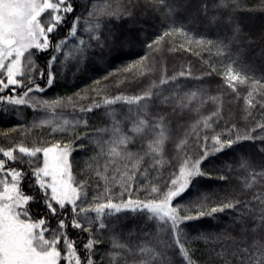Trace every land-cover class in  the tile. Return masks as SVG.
<instances>
[{
	"label": "snow or ice",
	"instance_id": "6c2138e0",
	"mask_svg": "<svg viewBox=\"0 0 264 264\" xmlns=\"http://www.w3.org/2000/svg\"><path fill=\"white\" fill-rule=\"evenodd\" d=\"M234 2L238 4L239 0ZM221 5L231 6L229 0H220V5L214 7ZM188 7L186 0H150L142 5L128 0L110 11V5L98 0L91 8L88 0H83L67 34H62L69 15L76 12L77 0H0V104L5 111H17L20 106H30L34 111L30 126L17 124L11 130L24 139L10 147L0 146V264H105V258L111 264H199L193 259L199 250L192 247L199 240L204 241V251L215 264H264V147L255 153L260 157L259 163L242 156L236 167L222 164L204 170L205 164L241 142H255V130L242 134L236 124H226L229 138L223 139L224 133H215L212 128V122L221 115L220 108L191 126L180 123L172 128V117L177 116L175 107L164 115L149 112L151 102L161 95L153 91L155 84L141 94H109L110 79L123 84L118 77L136 79L148 70V52L127 68L114 69L71 96L44 98L46 89L66 79L63 71L57 70V64L65 65L62 57L71 56L79 68L96 49L103 55L105 49L117 47L125 32L113 27L112 17L124 24V17L135 21L143 15L141 8L154 14L164 29L155 39L149 38L146 48L154 51L166 38L190 36L186 18L181 15ZM201 10L208 14L207 0ZM260 10L264 11V0H260ZM215 20L213 16L212 21ZM231 22L230 15L228 23ZM128 31L132 39L143 44L142 28ZM239 32L237 26L230 37L200 34L196 42L207 50L215 49L227 61L222 74L233 93L239 96L238 86H249L244 97L246 110L252 111L259 104L264 120V33L259 38L262 63L260 75L256 76L244 51L235 47ZM70 38L77 43L67 52ZM49 52L45 67H40L37 58ZM209 67L216 70L211 62ZM188 75L190 70L178 73ZM176 79L165 76L159 83L168 85ZM168 99L165 97L164 101ZM86 100L90 102L85 105ZM118 104L129 108L128 114L119 119L115 108ZM67 106L72 109L68 116L59 121L49 118L58 107ZM100 110L111 118L110 127H94L90 123L93 117L99 119ZM129 125L132 135L124 131ZM80 128L91 131L78 134ZM256 128L264 133V123ZM34 129L41 131L29 146L27 137ZM137 133L141 141L152 137L146 151L143 143L141 151H129ZM52 136L60 139H45ZM192 137L197 151L189 153L186 149ZM84 141L93 146L94 155L89 161L104 158L106 162L101 167L86 161L81 172L75 173L72 156L76 148L88 151ZM259 141L264 145V135ZM169 143L174 144L173 149L167 147ZM213 172L224 187L203 191L197 186L199 179L211 178ZM141 181L138 189L136 185ZM145 184L150 186V193L143 198L134 195L148 191ZM254 188L260 190L247 198ZM226 211L232 213V219L221 232L197 230V224L217 219L218 214ZM130 220L137 222L136 230L125 233L122 226ZM72 230H79L84 240L70 239ZM109 233L110 237L106 235ZM107 239L111 240L112 250L101 254L98 247ZM78 243L83 244V255L78 251ZM97 255L99 261L94 259Z\"/></svg>",
	"mask_w": 264,
	"mask_h": 264
},
{
	"label": "trees",
	"instance_id": "16d2710c",
	"mask_svg": "<svg viewBox=\"0 0 264 264\" xmlns=\"http://www.w3.org/2000/svg\"><path fill=\"white\" fill-rule=\"evenodd\" d=\"M93 2H96V0H88L89 8H91ZM98 2L110 5L109 10L111 11L116 9L118 5L127 4L128 0H98ZM132 2L142 5L146 2H150V0H132ZM186 2L189 4V7L182 10L181 15L186 18L187 28L190 33L189 37L177 35L176 37L166 38L165 41L161 42L158 48L154 51H149L146 48L149 38L155 39V36L161 34L164 30L154 14L151 12L145 13L144 9L141 8L140 13H144L143 15H139V18L135 21L124 17L126 21L124 24H121L116 17H112L115 21L113 27L117 28L119 31L125 32V35L121 36L120 40L117 42V47L112 50L105 49L103 55H101L99 49H96L95 52L90 55L86 64L80 65L79 68L76 66L71 56L67 58L62 57L61 59L65 60V65L61 66L57 64V70L63 71L66 79L59 80L57 85L53 86L50 90L46 89L44 98L55 99L57 96H71L73 93H76L78 89H83L86 85H92L94 80L107 76L108 73L112 72L114 69L127 68L130 63L139 60L140 56L148 52L151 57V59L147 61L148 70L145 71L143 75H137L136 79H132L131 76L118 77V80L124 81L123 84H117L110 79L107 88L108 93L111 95L118 94L119 92L128 95L141 94L149 90V88H153L155 84L156 87L153 88V91L159 92L161 95L151 102L149 112L153 115H164L171 113L173 107H175L177 116L172 117L173 123L170 125L172 128H175L176 125L180 123H187L191 126L195 121L202 120L203 117H207L210 113L220 108L221 115L212 122V128L215 130V133H224L223 139H228L229 137L225 133L226 124L229 127L232 124H236L242 134H245L248 130H255L254 135L257 139L255 142L245 140L241 142L239 146H234L232 151H228L215 161H210L209 164H205L204 170L208 171L209 167L213 165L220 166L222 164L236 167L242 156L249 157L253 159L254 162L259 163L260 157L255 155V153L264 147L259 141L260 136L264 135V133H261L260 130L256 128L257 124L264 123V120L261 119L259 104H257L252 111L246 110L244 97L248 94L249 86L239 85V96L233 93L224 83L222 74L224 71L223 66L227 61L218 56L215 49L207 50L206 47L198 44L196 40L199 38L200 34H207L210 37H215L216 35L230 37L232 35V30L238 26L240 32L235 47H239L244 51L245 59L254 65L255 75L259 76L262 63L259 54V38L261 34L264 33V11L260 10V0H239L238 4L235 3L234 0H229L231 6L227 7L223 5L214 7V5H220V0H207V15H204L201 10V5L205 0H186ZM82 6L83 0H77L76 12L69 15L68 24L61 29L62 34H67L68 28L71 26V20L75 18L76 14H79ZM252 8H255L256 11H247V9ZM230 15L232 17V22L228 23ZM213 16L216 17L214 22L212 21ZM45 19H47V17H45ZM138 27L143 29L140 33V39L143 40V44L132 39V33L128 31L129 29L134 31ZM80 28L81 31H83L84 25L81 24ZM57 38H62V36ZM249 40H254L256 43L249 44ZM75 43H77V40L70 38L65 50L71 52ZM189 48H191V51L188 50ZM50 55L51 53L49 52L48 55L39 56L37 58L38 65L40 67H45L46 61ZM210 62L214 65L215 71H212L209 67ZM189 70L191 71V75L178 76V73L187 72ZM206 73H211V75H206ZM165 76H175L177 79L168 85H160V80ZM201 77L203 78L201 79ZM44 83H46V80ZM44 83L41 84L42 87H44ZM192 93H196V95L192 96ZM81 95H86V93H81ZM165 97L169 98L168 101H164ZM212 97L216 99H212ZM256 99L259 100V97ZM89 102V100H86L83 103L86 105ZM115 108L117 113H119L118 119L128 114L129 108L126 105L118 104ZM71 111V106L58 107L55 115L52 116V114H49V118L59 121L61 117L68 116ZM37 115L39 116L40 114ZM97 115L99 119L93 117L90 121L94 127H110L112 125L111 118L105 117L103 110H100ZM177 117H182V119H177ZM33 118L34 111L30 106H20L17 111L11 108L5 111V106L0 104V146L10 147L13 143L24 139L19 132H13L11 130L17 124L30 126ZM45 128L47 129V126H45ZM130 129L131 125L125 127L124 131H126L128 135H132L133 133ZM200 129L201 135L205 134L203 132V123L200 124ZM40 131L41 129H34L28 134L27 139L29 141V146H31V139ZM86 131H91V129L80 128L78 134ZM207 134L211 135L213 133L209 132ZM136 136V142L131 145L129 151H141V143H143V150L146 151L147 142L152 137L146 136L143 141H141L140 134L137 133ZM180 138L183 139L184 137L181 135ZM45 139L54 142L56 139H60V137L52 136L45 137ZM193 140L194 137L188 140L186 150L189 153L197 151L193 145ZM84 143L88 147V151L76 148L72 156L75 173L81 172L86 161L93 164L98 163L101 167L106 162L104 158H101L99 161H89L88 158L94 155L93 146L89 145L88 141H84ZM167 147L173 149L174 144L169 143ZM256 170L259 171V168ZM237 172H239V169H237ZM152 175L155 176L156 173L153 172ZM217 176L218 174L213 172L211 178L201 177L197 186L201 187L203 191H211L212 189L218 190L224 187L222 182L218 181ZM102 183L101 181V184ZM141 184H143V181L138 183L136 187L139 189ZM144 187L147 188L148 191L142 190L134 193V195H138L141 198L148 195L151 188L146 184ZM259 190V188H254L249 192L247 198H250ZM116 191L119 192V188H117ZM194 192L195 189H193V193ZM185 199H188V197H185ZM231 219L232 213L226 211L218 214L217 219H212L211 221L205 219L201 224H197L196 227L198 231L219 233L229 225ZM53 226L55 225L53 224ZM136 226L137 222L130 220L126 221L122 228L125 233L129 231L134 232ZM119 230L120 229H118V231ZM106 235L110 237L111 234L109 233ZM192 235H197V232H192ZM69 238L77 241L84 240L79 230L70 231ZM192 247L199 250L198 253L193 256V259L198 260L199 264H206V260L207 264H215L214 260L207 257L204 251L205 244L203 240L197 241ZM77 248L83 255V244L78 243ZM111 250L112 243L110 239H107L102 247H98V251L101 254ZM94 259L99 261L100 256L97 255ZM105 264H111V262L105 258ZM121 264H123V262H121Z\"/></svg>",
	"mask_w": 264,
	"mask_h": 264
}]
</instances>
